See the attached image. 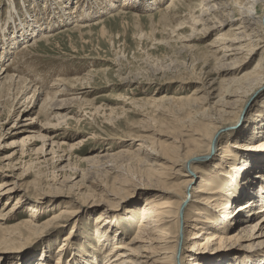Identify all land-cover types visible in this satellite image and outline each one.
<instances>
[{
    "label": "bare ground",
    "instance_id": "bare-ground-1",
    "mask_svg": "<svg viewBox=\"0 0 264 264\" xmlns=\"http://www.w3.org/2000/svg\"><path fill=\"white\" fill-rule=\"evenodd\" d=\"M114 1L102 0L99 6L95 0H78L73 7H70L69 0H50L48 24L45 26L40 15L32 16L28 14L26 9L23 11L21 22L17 21L16 14L8 18L2 34L3 41L0 42V138L3 136L1 134L2 125L6 124L11 116L16 115V119L10 130L21 114L26 117L32 114L30 106L35 103V99L38 101L40 95L38 89L41 87H43L41 92L44 93V97L37 115L42 114L45 118V124L51 125L53 128H57L62 123L65 124L68 117V114L48 112L54 100L58 99L59 96H64L66 91H69V93L72 91L71 96L73 98L71 100H61L60 105L54 107V109L66 111L69 108L66 105L69 101L81 102L86 95H89L91 86L88 85L80 86L77 90L74 88H72L74 90L66 89L69 88L65 85L66 82L69 84L73 81L60 80L56 84L44 86L39 84L40 81L37 84L36 80L14 78L10 74L9 65L18 59L21 63L24 60L23 54L27 55L31 47H37V43H48L50 38L54 36L55 30H57L54 29L56 26L68 24L72 25L69 31L77 30L80 32L81 29L98 25L101 33H103L102 24L104 20L101 17L92 20L94 24H91V21L89 23L83 20H86V17H90L92 14L101 15L106 13L108 11L107 6L115 9L107 16L110 18L124 15V8L138 7L145 10L155 6V9L158 10L157 13H159L161 29L169 35L177 33L175 37L180 36L179 31L186 28L190 33L189 37L195 34H207L215 30L219 33L207 45L208 47L203 52L202 58L205 61L211 59L216 65L215 67H218L215 72L221 82L217 81V78L210 81L209 84L206 83L208 85L202 84L201 89H204V97L161 96L144 100V102H150V104L155 101L167 100L188 107L205 104V106L200 107V111H202L199 112V115H203L202 119L197 121L195 118L191 119L192 117L189 115L187 117L189 124L184 128L178 122L174 125L175 127H170L174 134V139L169 137L172 142L158 141L159 143H157L155 141L157 143L156 147L149 137L138 134L127 139L140 142L134 152L124 149L125 151L121 150L116 155L106 153L85 160L86 163L91 165L90 167H93L95 164L101 166L103 159H116L120 155L129 156L131 160H135L140 166L143 165V169L139 170L140 173L138 171L139 177L149 183V189L158 192L153 194L152 191L151 195H146L147 197L144 198L142 205H138L137 209L134 208V214L136 213L134 216L138 217L139 220L136 223L135 232L130 237H127L124 228H121V222L103 220L98 216L94 221V224H98L97 228L99 229L101 223L109 222L110 225L106 229L117 236L113 238L117 241L116 243H104L103 240L106 236L104 234L106 233L101 234V230L96 231V237L94 238L96 244L109 247L108 251L101 257L99 264H228L225 261L212 259L205 262L204 259L200 260L199 258L201 256L206 258L214 250L225 248L226 250L223 252L227 251V255L239 251H242V254H250L251 256L264 253V172L262 177L259 178L262 179L263 184L257 186L258 189L256 190L252 178L243 179L242 176V180L238 182L246 165L243 159L238 163L232 161L229 164L230 171H233L232 178L229 172L218 173L217 169L220 168H218L219 164L217 163L209 170L203 169L213 160L214 148L215 151L222 152L221 157L228 153L226 144L219 145L220 148L216 149L217 144L223 140L221 137L226 134L223 130L229 128L230 131L235 129L236 125H240L251 111V106H255L256 101L264 97V2L261 0H247L246 3V0H196L199 12L195 14V8L190 5L193 0H169L165 6L163 5L164 8L159 4L165 0H123L118 9L114 8ZM179 5L186 8L188 13L182 21L176 20L175 22L174 20L177 18L175 8ZM246 5L248 6L246 7ZM48 13L46 11V15ZM132 17L137 19L139 15L132 13ZM223 30H225L224 33H222ZM25 38L30 39L21 43L13 51V58L10 63L6 62L9 49L14 45H18ZM257 56L258 61L251 67ZM25 64L27 65V62ZM16 77H18L17 74ZM85 79V76L84 78L81 77V79L75 80L74 83L82 82ZM216 85L217 87H215ZM29 90L31 93L28 95ZM23 95L26 97H22L23 102L21 104L20 100ZM209 100L215 101L210 105ZM136 101L138 102V100ZM238 103L242 105L236 112L227 110L231 109L233 104ZM181 108H184V106ZM17 109H20L18 113ZM2 115L3 118H1ZM227 115L231 116L229 121L235 120L231 126H228L229 122L223 121V117ZM232 126L234 127L232 128ZM185 130L189 135L183 134ZM226 135H229V133ZM55 136L62 137L60 133ZM63 136L72 139L76 135L63 134ZM34 137L45 139L40 132ZM28 141L29 137H26L20 144L22 155ZM54 143L56 142L52 141V144ZM58 143L62 144V142L56 143L59 149L61 147L58 146ZM131 144H129L130 147L133 145ZM75 146H77V143L66 146L62 153L66 155V151L71 152ZM42 148L43 146L36 152L42 151ZM257 149L259 147L255 150ZM260 150L263 149L260 147ZM32 151L29 150V152ZM51 151L52 154H56L54 149ZM250 153L253 154V152ZM67 156L68 159L65 166H62V170L70 167L69 159L71 156ZM58 160H63V155L60 158L58 157ZM227 163L224 162L225 165ZM20 165L23 166L24 170L22 169L21 175L14 177V180L7 179L5 178L6 175L1 174L3 170L13 169L14 165L9 162L0 166V200L5 199L0 208V257L3 252H10L14 249L19 242L38 237L36 234L41 229L57 228L64 223L73 222L78 211L83 206L90 205H87L85 200L96 195L93 192L88 193L89 189L88 192H83L80 195L70 193L76 183L69 187L64 185L68 180L64 174V178L58 185L62 190L66 188V190L71 191L61 193V195L57 194V196H66L64 201L67 200L69 205H75L76 211L70 212L67 209H72V207H65L67 211L65 209L59 210L51 217L41 221L34 213L37 211L36 206L40 201L38 199L44 194L40 191L36 195L35 193L28 194L27 190L30 187L20 178L24 175L23 173L33 171L32 169L35 168L37 169L35 176L37 178L41 177L43 174L40 171L41 164L39 159L29 158ZM260 174L262 173L259 172L258 175ZM131 176L133 175L131 174ZM196 181L198 182L196 183ZM127 182L128 180L124 181L123 184L125 185ZM124 185L118 186L116 178L104 186L96 184L100 188L99 190L102 187V192L107 196L103 200H97L99 204L102 202L104 204L100 208L101 211L103 210V214H108L112 206L119 205L121 198L126 194V191L122 188ZM55 190L60 189L57 187ZM73 196H79L84 202H79V198L75 199ZM12 199L13 203L11 205ZM24 208L26 213H23ZM62 242H64V239ZM62 246L63 243L60 247L61 250L65 247L62 248ZM102 250L100 249V251ZM59 252L60 250L56 253ZM84 253L88 254L86 251ZM59 258L61 259L62 255H59ZM60 259L55 264H60ZM47 263V261H41L38 264Z\"/></svg>",
    "mask_w": 264,
    "mask_h": 264
},
{
    "label": "rangeland",
    "instance_id": "rangeland-1",
    "mask_svg": "<svg viewBox=\"0 0 264 264\" xmlns=\"http://www.w3.org/2000/svg\"><path fill=\"white\" fill-rule=\"evenodd\" d=\"M77 1L69 0V6L73 7ZM95 1L100 6L99 3L102 0ZM122 1L115 0L113 2L114 8L118 9L122 5ZM168 1L165 0L159 6L164 8ZM261 1L264 2V0ZM190 5L195 8V14H198L197 1H191ZM48 7H50V0H0V42L3 41L2 34L8 18L16 14L17 21L21 22L23 11L26 9L28 14L32 16L40 15L45 26L48 24ZM111 8L113 7L107 6L108 11L106 13L101 15L92 14L90 17H86V20H83L89 23L91 21L92 24V20L101 17L104 20L102 24L103 33H101L98 25L81 29L80 32L77 30L69 31L72 25L56 26L54 29L57 30H55L54 36L50 38L48 43H37L36 48L31 47L27 55L23 54L24 60L21 63H19L18 59L9 65L10 74L14 78L36 80L37 84L40 81L39 84L44 86L56 84L60 80H69L73 82L69 84L66 82L65 85L69 87L66 89L77 90L83 85L91 86V88L89 89V95H86L81 102L69 101L66 104L69 107L66 111L57 110L54 107L59 106L61 100H71L73 98L71 96L72 91L70 93L66 91L64 96H59L58 99L51 103L52 105L48 110L49 113L68 114L65 120L67 125L62 123L57 128L54 127L56 129L51 127V125L45 124V118L42 114L37 115L40 103L44 97V93L41 92L43 87L38 89L40 90L39 99L38 101L35 99V103L30 106L32 114L27 117L21 114L15 124L16 126L14 125L11 130L10 127L16 119V115L11 116L8 122L2 125L0 166L11 162L14 168L3 170L1 174L6 175L5 178L7 179L14 180V177L21 175L24 170L23 166L20 165L21 163H24L29 158L39 159L41 164L40 171L43 173L41 177L37 178L35 176L37 171L35 168L32 169L33 171L25 172L26 174L23 173L24 175L20 176V178L29 185L28 194L35 193L36 195L39 191L44 194L38 199L40 201L37 203V211L34 213L41 221L51 217L59 210H64L65 207H72V209H67L70 212L76 211L75 205H69L67 200L64 201L66 196H57V194L69 193L72 190L70 193L80 195L90 190L88 193L93 192L96 195L93 194V198L90 197L85 200V203L90 205L83 206L74 217L73 222L64 223L57 228L41 229L36 234L38 237L34 236L36 237L35 239L19 242L10 252H3L0 257V264H38L41 261H47V264H55L60 259L59 255H62L59 260L60 264H99L101 257L108 251L109 247L96 244L94 239L96 231L101 230V234L106 233L104 234L106 235L105 240H103L104 243L113 244L117 241L113 240L114 233L106 229L110 225L109 222H103L99 229L97 228L98 224H94V221H96L98 216L103 220L121 222V228H124L123 230L127 233V237H130L135 232V226L139 220L138 217L134 216L136 214H134L135 209H137L138 205H142L144 198L147 197L146 195H151L152 191L153 194L158 192L149 189V183L139 177L143 165L140 166L135 160H131L129 156L120 155L116 159H103L101 166L100 164H95L93 167H90L91 165L86 163L85 160L94 156H102V154L106 153L116 155L121 150L134 152L140 142H133L127 139L138 134L149 137L156 147L159 142H172V139L169 138L174 139L171 128L175 127L174 125L177 122L181 127L183 126L182 128L187 126L189 124L187 119L189 115L192 117L191 119L201 120L203 115H199V112L202 111H200V107L205 106V104L188 107L187 105H178L167 100L155 101L151 102V104L150 102H144V100H151L161 96L204 97V89H201L202 84H209L210 81L217 78V81H220L215 72L218 67H215L216 65L211 59L205 61L202 58L203 52L208 47L207 45L215 39L219 32L214 30L207 34H195L189 37L190 33H188L189 31L186 28L179 31L181 35L177 36V39L175 37L177 33L169 35L161 29L159 13H157L158 10H156L157 8L155 9V6L145 10L138 7L124 8V15L110 18L107 16L115 10ZM46 11L48 15H46ZM175 11H177L175 22L176 20L182 21L188 13L187 9L181 5L176 6ZM132 13L139 15V17L134 19ZM29 39L25 38L18 45L10 48L9 55L5 61L10 63L13 58V51L21 43L29 41ZM29 53L31 54L29 55ZM256 59L251 64V67L258 61V56ZM25 62H27V65ZM16 74L18 77H16ZM84 76L86 81L74 83L75 80L81 79V77L84 78ZM30 93L31 91L29 90L28 95ZM22 97L24 95L21 96V104L23 102ZM214 101L209 100L210 105ZM241 105L239 103L233 104L232 108L227 110L236 112ZM179 106H184V108ZM197 110L198 112H196ZM16 111L18 113L20 109ZM3 115L1 118L4 117ZM32 118L35 119L32 120ZM229 120H231V116L223 117V121L229 122L228 126L234 124L235 120ZM185 129L187 130L188 128ZM186 130L183 131V134L189 135ZM38 132L45 138L44 140L34 137ZM223 132L229 133V135L225 134L221 137L223 140L217 144L216 149L220 148L219 145L226 144L228 153L225 155L227 156L221 157L220 155H223L222 152L219 150L215 151L214 148L213 160L203 169L209 170L217 163L219 164L218 168H220L217 169V172H229L232 178L233 171H230L229 164L232 161L238 163L243 159L246 165L238 182L242 180V176L243 179L252 178L253 186L257 190V186L263 184L262 179L259 178L262 177L264 172V97L256 101L255 106H251V111L240 125H236L235 129L230 131L229 128H226ZM59 133L62 135L61 138L58 136L54 137V135ZM63 134L76 136L70 139L64 137ZM26 137H29V141L26 143L24 154L22 155L20 144ZM52 141L56 143L62 142V144L58 143L61 148L58 149L56 143L52 144ZM76 143L77 146L71 152L67 150L66 155L62 153L66 146ZM129 144L133 147H130ZM261 144L263 145L260 146ZM42 146L43 150L36 152ZM257 147L259 149L255 150ZM260 147L263 150H260ZM52 149H54L56 154H52ZM29 150L33 151L29 152ZM250 152H253V154ZM62 155L63 160H58V157L60 158ZM67 155L71 156L69 159L70 167L62 170V166H65L68 159ZM225 161L228 162L226 165L224 164ZM213 170L215 171V169ZM259 172L262 174L258 175ZM64 174L69 180L67 182H70H66L64 185L69 187L76 183V186L70 191L66 190V188L63 191L58 185L64 178ZM114 178L117 179L118 186L124 185L123 182L128 180L125 184L126 186L122 187L126 194L121 198L122 200L118 206H112L108 214H103V210L101 211L100 208L104 204H102L103 202L99 204L98 201L105 199L107 196L102 192V187L99 190L100 188L96 184L104 186L106 183L112 182ZM57 187L62 191H56ZM100 193L103 197L100 196ZM73 197L75 199L79 198V196ZM4 200H0V208L5 202ZM78 201L84 202L80 198ZM12 203L13 199L11 205ZM24 212L26 213V209L23 210ZM63 239L64 242H62ZM112 240L113 242H111ZM62 243V248L65 247L61 250ZM139 245L141 246V244ZM100 249L103 250L100 251ZM58 250L60 252L56 253ZM224 250L226 248L214 250L206 258L201 256L199 259H204L205 262H208L209 259L220 260L228 264H264V253L251 256L250 254H242V251H239L227 255V251L223 252ZM84 251L88 254L84 253Z\"/></svg>",
    "mask_w": 264,
    "mask_h": 264
}]
</instances>
